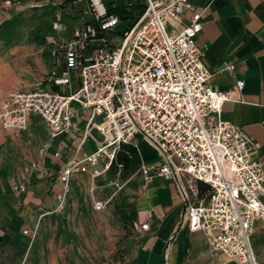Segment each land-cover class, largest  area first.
<instances>
[{
    "label": "built area",
    "instance_id": "built-area-1",
    "mask_svg": "<svg viewBox=\"0 0 264 264\" xmlns=\"http://www.w3.org/2000/svg\"><path fill=\"white\" fill-rule=\"evenodd\" d=\"M87 6L91 22L74 27L67 40H50L51 89L0 96V127L28 131L31 117L40 118L48 138L41 153L59 135L75 141L72 157L57 173L56 210L65 205L74 174L97 177L107 172L121 144L144 140L157 162H141L143 187L153 177L174 184L188 229L204 233L214 258L223 256L211 263L257 264L251 233L256 219L264 226V168L250 138L220 118L225 102L240 101L244 83L236 80L227 90L211 85L196 43L201 11L190 0H143V12L110 45L105 35L116 29L118 18L107 15L104 0H87ZM92 40L100 42L93 49ZM220 71L231 73L233 64L223 62ZM74 104L85 113L82 130L74 122ZM92 130L100 140L87 154L82 145ZM52 156L59 158V151ZM198 182L207 186L203 194ZM13 190L23 192L25 185Z\"/></svg>",
    "mask_w": 264,
    "mask_h": 264
},
{
    "label": "crops",
    "instance_id": "crops-1",
    "mask_svg": "<svg viewBox=\"0 0 264 264\" xmlns=\"http://www.w3.org/2000/svg\"><path fill=\"white\" fill-rule=\"evenodd\" d=\"M116 2L110 6L143 5V0ZM190 2L201 11L202 29L196 43L203 51L204 65L212 74L211 85L227 90L236 80L244 83L240 101L225 102L220 118L236 124L244 136L250 138L254 158L264 168V0ZM111 34H115V30L105 38ZM99 44V40H92L90 48ZM223 62L233 64L231 73L220 71ZM77 111H80L78 116ZM84 116L85 113L76 108L74 122L80 130L84 127ZM0 131L4 130L0 127ZM28 131L36 134L39 146L48 140L44 122L38 117H31ZM87 140L93 142L94 149L100 136L92 130L84 142ZM74 145L75 141L69 136L55 137L46 151L35 154L18 180L17 184H24L25 190L17 192L6 186L0 193V264H23L33 229L55 210V193L60 186L57 173L72 157ZM56 150L59 158L52 156ZM32 163L36 166L32 167ZM261 201L264 204V198ZM184 205L171 181L153 177L137 198L134 224L137 241L123 264H212L221 260L223 256L213 257L203 232L188 229ZM143 223L148 224L146 230L139 228ZM251 244L257 264H264V226L260 219L253 222Z\"/></svg>",
    "mask_w": 264,
    "mask_h": 264
},
{
    "label": "rangeland",
    "instance_id": "rangeland-1",
    "mask_svg": "<svg viewBox=\"0 0 264 264\" xmlns=\"http://www.w3.org/2000/svg\"><path fill=\"white\" fill-rule=\"evenodd\" d=\"M112 2L117 3L104 0L106 7ZM88 19L91 14L84 0H0V96L14 90L49 89L46 78L54 58L50 40H67L71 30ZM127 26L128 22H120L115 34L107 35L108 43H119ZM37 138L29 131H0V193L6 186L13 189L35 159L40 151ZM91 142L82 145L87 154L93 151ZM130 145L137 149L139 163L97 177L73 176L63 208L33 229L23 264H123L128 259L137 241L135 214L143 192L139 167L141 162H157L144 140L136 138Z\"/></svg>",
    "mask_w": 264,
    "mask_h": 264
},
{
    "label": "trees",
    "instance_id": "trees-1",
    "mask_svg": "<svg viewBox=\"0 0 264 264\" xmlns=\"http://www.w3.org/2000/svg\"><path fill=\"white\" fill-rule=\"evenodd\" d=\"M70 2L82 1V0H69ZM87 2V0H84ZM143 5L135 4L133 6L116 4L110 7H107V15H115L119 23L128 22V26L131 25V22L136 19L143 12ZM135 11V13H133ZM91 22L90 20H88ZM131 21V22H130ZM101 35V34H100ZM56 89V88H52ZM140 157L135 146L130 144H121L119 148L114 152V156L110 162L108 172L115 170L117 167H121L126 170L132 162L135 164L139 163ZM197 188L200 194H203L207 190V186L203 183L198 182Z\"/></svg>",
    "mask_w": 264,
    "mask_h": 264
}]
</instances>
